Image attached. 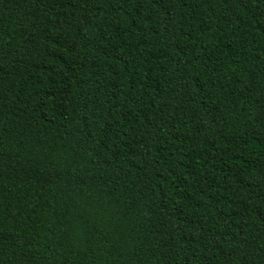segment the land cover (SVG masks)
<instances>
[{"label": "trees", "instance_id": "1", "mask_svg": "<svg viewBox=\"0 0 264 264\" xmlns=\"http://www.w3.org/2000/svg\"><path fill=\"white\" fill-rule=\"evenodd\" d=\"M0 264H264V0H0Z\"/></svg>", "mask_w": 264, "mask_h": 264}]
</instances>
